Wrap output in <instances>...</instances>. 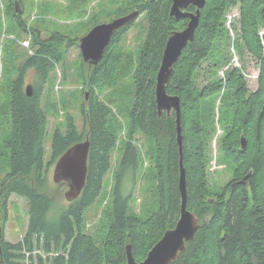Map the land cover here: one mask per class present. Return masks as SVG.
Returning <instances> with one entry per match:
<instances>
[{
  "label": "trees",
  "instance_id": "trees-1",
  "mask_svg": "<svg viewBox=\"0 0 264 264\" xmlns=\"http://www.w3.org/2000/svg\"><path fill=\"white\" fill-rule=\"evenodd\" d=\"M91 1L95 5L88 11ZM171 3L0 0V264H126L127 243L134 258L141 261L164 231L175 226L181 205L175 115L173 111L158 114L155 101V76L166 40L188 21L169 15ZM234 7L239 17L235 20L238 27L233 24L236 37L232 45L240 59L247 52L257 60L254 91L247 86L243 67L230 66L219 75L231 60L225 16ZM136 9L144 16L136 46L127 45L128 30L137 24L135 20L113 34L97 65L89 68L78 56L76 73L82 85L70 91L74 100L88 92L87 100L80 104L83 128L79 130L66 111L63 129L53 131L50 160L45 163L48 113L58 112L51 101L58 91L51 71L62 62V76L66 77V48L79 40L70 34L84 35L94 25ZM32 12L35 17L27 20ZM60 18L74 21L75 27L61 31L57 26ZM42 28L49 31L48 38L41 37ZM261 29L264 0H205L194 39L173 66L166 92L180 100L186 207L197 216L199 226L172 264H264ZM24 36L29 37L31 55L20 45ZM29 70H33L31 95L23 86ZM203 75L206 80L200 82ZM216 108L222 128L217 162L226 164L232 175L215 185L208 165ZM241 136L246 139L244 149ZM85 138L90 149L84 188L49 219L54 202L49 162ZM125 184L130 187L127 195L123 194ZM136 189L141 196L138 212L129 208ZM12 195L26 201L28 214L26 232L16 243L3 237L7 200ZM92 205L100 211L88 229L86 216Z\"/></svg>",
  "mask_w": 264,
  "mask_h": 264
},
{
  "label": "water",
  "instance_id": "water-1",
  "mask_svg": "<svg viewBox=\"0 0 264 264\" xmlns=\"http://www.w3.org/2000/svg\"><path fill=\"white\" fill-rule=\"evenodd\" d=\"M195 10H187L189 6ZM205 0H172L169 15L175 20L188 17V22L181 30L170 32L161 56L160 65L155 76V101L158 114L163 111L174 112L176 122L177 143L179 146V181L178 187L181 194L180 214L173 228L164 231L161 238L147 252L145 258L137 261L129 243L125 246L126 264H172L186 248V243L194 237L199 226L197 216L186 207V172L183 165L182 152V128L180 125L181 107L177 95H169L166 85L169 82L173 66L178 60L184 47L194 39L195 31L199 23L201 9ZM15 10L19 11L17 1L14 2ZM140 15L139 10H133L124 15L115 17L109 21L94 25L86 34L79 38V50L82 60L90 67L97 65L102 59L106 48L111 42L113 34L135 21ZM25 93L31 95V84L24 87ZM88 92H85V99ZM240 147H246V139L240 137ZM90 149V141L85 138L72 144L56 160L53 169L52 180L67 186L64 197L68 202L75 200L82 192L86 174L87 159Z\"/></svg>",
  "mask_w": 264,
  "mask_h": 264
},
{
  "label": "rangeland",
  "instance_id": "rangeland-1",
  "mask_svg": "<svg viewBox=\"0 0 264 264\" xmlns=\"http://www.w3.org/2000/svg\"><path fill=\"white\" fill-rule=\"evenodd\" d=\"M91 5L94 7V1L90 2V6L88 7V11L90 10ZM35 15L33 12L30 14V18H27V20L32 21ZM239 17L238 9L237 8H232L230 9L226 16H225V25L228 29V34L230 37L231 41V46H230V52H231V60L228 65L224 66L219 70V75L223 76L224 70H226L230 66H235L237 68L242 69L245 80L247 82V86L251 91H254L257 88V80H258V75H259V70H258V64L257 60L252 57L249 53L244 52L242 59L237 55L235 49L233 48L232 42L235 39V31L233 30V24L237 25V22L235 21ZM25 18V19H26ZM59 25H57L61 31L67 32L75 27V22L74 21H69L66 18H60L58 20ZM89 26L91 25L90 19L88 20ZM227 22L229 24L227 25ZM34 23V21L32 22ZM136 23L134 27H132L130 30H128L127 34V45L134 47L137 45L138 41L140 40V36L142 35V26L144 24V16L139 15L138 18L136 19ZM52 28H49V30ZM49 32L47 29L42 28L41 31V37L43 38H48ZM264 29L260 30V35L263 36ZM4 34H2V37ZM83 34L80 32L70 34L71 38H80L82 37ZM29 37L24 36L23 39L20 42V45L25 48H29ZM78 42V43H77ZM73 41L69 46L66 48V54H65V74L66 77L62 76V72H64V69L62 67V62H59L56 64L54 69L51 71L52 75H54L55 83H54V88L58 89L56 95L54 96V99L51 101L56 104V110L58 112L52 114L48 113V118H47V129H46V136H45V163H48L49 156H50V140L52 138L53 131L55 130L56 127L63 129L64 124L63 122L65 121L66 117V111L69 112V115L72 117L74 123L76 124L77 128L79 130H82L83 128V114L81 112L80 104L82 103L83 100H86L84 97V94L79 97V100H74L73 94H71L74 88L81 89V77L77 75V58L80 54L79 50V40L78 41ZM264 44V41H263ZM33 52L28 49V54H32ZM1 67V65H0ZM208 69V66H206L205 70ZM206 80V75H203L199 77L200 82H205ZM33 81V70H29L27 74L24 77V84L23 86L29 84L30 82ZM45 89V87H44ZM86 89V88H85ZM70 91V92H69ZM54 92V91H53ZM56 92V91H55ZM76 93V92H75ZM59 96H63L65 99L62 101L60 99L59 101ZM73 100V103L71 102ZM43 102L45 103V99H43ZM219 103V101H218ZM65 106V107H63ZM216 117H215V133L213 135V138L211 139L210 143V161L208 165V175L212 183L215 185L217 184V181L220 183H225L232 175L231 169L226 166L224 163H218L217 162V156H218V150H217V142L219 140V137L222 134V128L220 126V123L217 120L218 116V111L217 108L215 110ZM136 145L139 147V144L136 143ZM116 159L117 162L119 160V154L120 150L118 149L116 152ZM57 160V159H56ZM55 161L49 162L48 166V178H49V184H50V192L54 195V202L53 205L48 212V218L49 219H54L59 212L63 208H65L68 205V201L64 197V192L67 190V186L62 184L58 185V183L54 182L52 180V174H53V169L55 166ZM114 157H113V164H114ZM130 187L129 184H125L124 187V195H127L129 192ZM228 195V193H227ZM134 198L129 201V208H133L135 211L138 212L139 204H140V194H137V189L133 193ZM27 203L23 198H20L16 195H12L8 198L7 200V218L3 224V237L5 240L11 242V243H16L20 240L23 239L24 233L26 232V227H27V221H28V214H27ZM99 209L95 207V205H92L87 216H86V225L88 229H91L93 227V223L97 220L99 216Z\"/></svg>",
  "mask_w": 264,
  "mask_h": 264
},
{
  "label": "built area",
  "instance_id": "built-area-1",
  "mask_svg": "<svg viewBox=\"0 0 264 264\" xmlns=\"http://www.w3.org/2000/svg\"><path fill=\"white\" fill-rule=\"evenodd\" d=\"M229 24V22H227V25ZM226 26V25H225Z\"/></svg>",
  "mask_w": 264,
  "mask_h": 264
},
{
  "label": "bare ground",
  "instance_id": "bare-ground-1",
  "mask_svg": "<svg viewBox=\"0 0 264 264\" xmlns=\"http://www.w3.org/2000/svg\"><path fill=\"white\" fill-rule=\"evenodd\" d=\"M186 18H188V17H186ZM189 19V18H188ZM188 22V21H187ZM184 28V27H183Z\"/></svg>",
  "mask_w": 264,
  "mask_h": 264
}]
</instances>
